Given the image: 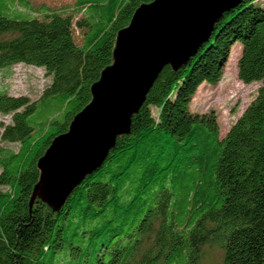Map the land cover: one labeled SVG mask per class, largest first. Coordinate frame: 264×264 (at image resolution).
<instances>
[{"label": "trees", "instance_id": "16d2710c", "mask_svg": "<svg viewBox=\"0 0 264 264\" xmlns=\"http://www.w3.org/2000/svg\"><path fill=\"white\" fill-rule=\"evenodd\" d=\"M152 1L37 11L30 0H0V78L18 64L51 77L38 102L0 90V114L10 116L0 124V264H199L205 246L222 252L219 264H264L263 0H242L185 65L163 68L130 134L59 214L29 206L37 161L90 102L117 33ZM13 3L32 16L11 18ZM236 43L239 79L261 85L221 138L216 115L189 105L199 86L221 80Z\"/></svg>", "mask_w": 264, "mask_h": 264}, {"label": "water", "instance_id": "95a60500", "mask_svg": "<svg viewBox=\"0 0 264 264\" xmlns=\"http://www.w3.org/2000/svg\"><path fill=\"white\" fill-rule=\"evenodd\" d=\"M242 0H154L140 5L115 38L111 64L90 87V102L36 163L35 201L59 214L70 195L100 169L120 137L130 134L164 67L177 71L210 37L223 13Z\"/></svg>", "mask_w": 264, "mask_h": 264}, {"label": "rangeland", "instance_id": "374dc122", "mask_svg": "<svg viewBox=\"0 0 264 264\" xmlns=\"http://www.w3.org/2000/svg\"><path fill=\"white\" fill-rule=\"evenodd\" d=\"M30 1L37 11L44 6L50 10L59 11L71 7L75 2V0H59L53 4L47 0ZM260 5L264 7V0L260 2ZM9 8L8 12L11 18H15V16H32V13L26 12L17 4H9ZM74 31L76 35L79 34L76 29ZM240 54L241 45L236 43L231 48L221 80L215 85L202 84L199 86L189 105L191 113H214L216 115L221 138L225 136L229 128L254 100L261 85L259 82L245 84L239 79L237 62ZM8 70L1 72L0 90L12 96H26L32 102L39 101L43 91L51 81V77H48L41 68L18 64ZM38 112L40 113V110ZM152 113L154 116L156 115L155 110ZM9 122L10 116L0 114V124L7 125ZM2 146L14 151L18 149V145L14 143H6ZM2 190H6V188ZM201 256L199 264H219L222 252L215 246H205L202 249Z\"/></svg>", "mask_w": 264, "mask_h": 264}]
</instances>
